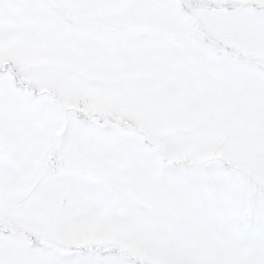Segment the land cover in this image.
Listing matches in <instances>:
<instances>
[{
	"label": "snow or ice",
	"instance_id": "1",
	"mask_svg": "<svg viewBox=\"0 0 264 264\" xmlns=\"http://www.w3.org/2000/svg\"><path fill=\"white\" fill-rule=\"evenodd\" d=\"M0 264H264V0H0Z\"/></svg>",
	"mask_w": 264,
	"mask_h": 264
}]
</instances>
